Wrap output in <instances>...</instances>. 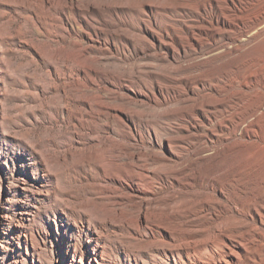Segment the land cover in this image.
I'll return each instance as SVG.
<instances>
[{"label":"rangeland","instance_id":"374dc122","mask_svg":"<svg viewBox=\"0 0 264 264\" xmlns=\"http://www.w3.org/2000/svg\"><path fill=\"white\" fill-rule=\"evenodd\" d=\"M251 1L0 0V264H223L226 250L221 245L216 250L197 241L196 233L208 226L205 220L165 214L161 201L153 207L156 214L148 210L144 218L142 200L132 199L117 181L137 180L130 175L127 145L148 146L144 153L149 162L163 166L162 155L153 149L166 131L150 115L167 118L184 107L180 121L209 120L211 136L225 139L228 149L217 154L210 150L213 159H201L188 169L194 177L163 187L162 194L174 192L179 211L191 188L203 194L219 178H233L248 191L264 186V158L252 163L251 170L237 168L236 146L227 139L252 103L243 96L258 92L264 97V39L235 57L206 58L211 43L207 35L213 31L209 21L232 17L234 4L246 16ZM165 29L190 30L202 41L204 37L203 48L176 53L177 44L174 50L163 46L158 54H138V47ZM229 31L216 33L214 46L234 45ZM242 35L236 43L245 39ZM185 58L201 63L179 67ZM135 69L138 76L129 78ZM171 73L204 82L185 106L180 105L184 91L168 78ZM228 95L231 99L218 103ZM207 102L203 117L194 116ZM171 119L165 122L180 123ZM260 128L264 136V119ZM178 150L176 155L183 154ZM259 153L264 157V145ZM210 175L217 180L214 185L208 183ZM251 222L248 218L244 226L253 239L249 256L229 264H264V250L258 251L264 230L256 231ZM192 238L195 248L189 246Z\"/></svg>","mask_w":264,"mask_h":264},{"label":"bare ground","instance_id":"6f19581e","mask_svg":"<svg viewBox=\"0 0 264 264\" xmlns=\"http://www.w3.org/2000/svg\"><path fill=\"white\" fill-rule=\"evenodd\" d=\"M158 4H161V3H158ZM177 6H179V5H177ZM234 6H235L234 9L231 10V11H233L232 17H224L222 15L221 17H215L209 21L210 25H211L210 27L213 28L212 29L213 31L211 32V34L207 35V37H208L207 43H209V41L211 43L209 44L210 48L208 50H206L207 51L206 52V55H207L206 58H210V59H216L217 58L218 59V58H230L233 56L235 57V56L247 53V51L248 52L250 50L252 51V49L254 47H251V45H254V44H255V46L257 44L259 45V43L262 42V40L264 39V0H259V1L258 0H252L250 2V8L248 7L249 9L247 10L248 14L247 13H246L247 15L245 14L246 16H244V13L242 12V11H244V10H242V9H244L242 6L237 7L236 4H234ZM254 7L257 9H254ZM214 25H218L217 27H219V28L216 29V27H215V29H214ZM203 28H204V26H203ZM226 28H229V30L231 31V33L227 34V35H233V39H231V42L234 45H232L231 47L220 46L217 48L216 47L217 45L214 46V42H212V39H215L216 33L221 34V32H222V34H223V30L225 31ZM200 29H202V28H200ZM205 30H206V28H205ZM208 31H210V30H208ZM182 34L183 33H180L174 29H170V30L165 29V30L161 31L160 34L157 36L151 35V36H153L151 41H149L147 45H143L141 47H138L137 52H138V54L148 56V55H150L151 51H153L154 53L161 52L163 50L162 49L163 46H170L174 50L175 48L173 45H177V44H179V45L177 46L178 49L175 51L176 53L180 52L181 50L195 52L198 49L203 48L202 43H204L203 42L204 37H203V41H202V39H201L202 37L201 38L197 37L195 35V33H193L190 30L186 31L185 34H183V35ZM199 34H197V35H199ZM242 34H246V36L244 35L245 39L243 38L242 41L238 40L239 42L236 43V39H238ZM220 38H222V37H220ZM227 41H229V40H227ZM200 63L201 62H199V61L197 62L196 58H191V59L185 58L179 63V67L191 69V68H194L196 66H199ZM202 63H204V62H202ZM118 74H120V73H118ZM138 74H139L138 70H136V69L131 70L130 74H129V78L133 79V78L137 77ZM171 74L174 75L173 73H171ZM172 75H170L171 77H168V78H170L173 83H178V84L180 83L182 90L184 91V92H182L184 94V96L181 94L183 96L182 101L180 102L178 100V102H180L181 106L182 105L185 106L187 104V102L190 101V97L188 98V96H190V94H192L194 89L198 87L201 80L195 79V78L191 79V77L189 75H186V74H185L186 76H183V77H181V76L178 77L175 75L172 76ZM170 79H169V81H170ZM172 82L170 81V83H172ZM201 83H204V82H201ZM174 85H176V84H174ZM171 86H173V85H171ZM251 93L255 96L253 97ZM251 93L245 94L243 96L242 100L248 101V99H249L250 101H252V103L249 104L248 107L245 108V112L241 116V118H242L241 121L230 128V135L227 136V139L228 140L232 139L233 144L236 146L235 150H237V153H236L237 156H234V158L236 159L235 162H236L237 168L243 169V168L247 167L248 170H251L250 166L252 163L263 161L262 158H264L263 156H260V153H259L260 147L264 145V136H262L261 135L262 132H260V130H262L260 127H262L263 119H264V97H263V95L261 96V94H259L258 92H251ZM141 98L142 97L140 95L135 96V100H141ZM229 99H231L230 95L223 96L221 98V100L218 101V103L223 104L226 101H228ZM194 100H195V98H194ZM141 102H139V104ZM147 103H149V102H147ZM203 103H205V102H203ZM193 105H195V104H193ZM197 106L200 107L198 104H197ZM206 106H209L208 102L206 103V105L201 106L200 109L198 108V110H195L194 113H197V114L194 116L203 117V114H204L203 108ZM149 107H152V106H149ZM186 107H188V105ZM151 109H154V108H151ZM192 109H193V107H192ZM192 109H190V110H192ZM156 111H157L156 112V114H157L158 110H156ZM163 111L164 110L160 111V113ZM182 111H186V108L179 107L178 109L172 111L171 113L169 112V114H171V115L167 116V118H165L164 115H160L159 113H158V115H154L155 113L152 115L149 114L150 118L154 119L157 123L162 125V127L164 128V129H162V128H160V129L166 131V133H165L166 137L163 139V141L159 140L161 138H158L159 142L158 141L156 142L157 143V150L155 149L156 152L153 149V153H157L158 156L162 155V160H163L162 165L163 166H160V165L156 166L154 164L155 162L154 163L152 161H151L152 163L149 162V159L151 157L148 159V157H146V155L144 153V152L149 150L148 146L145 145L146 146L145 147L143 145L141 148L138 147L139 149L134 146L136 148L135 149V148L131 147L132 145L129 146V145H127L128 143L125 142L126 143V144L124 143L125 146L126 145L128 146V147H126V148H128L127 151H129L128 154L126 155V158H127V160H129V162H131V165L133 167V170L131 172L132 174H130V175L135 176L134 178H136L137 180L133 181V180L124 179V180L117 181L116 178H115V180L118 182V186H120L122 189L126 190L128 195H130V197L132 199H134V198L138 199L139 198L140 200H142V202L144 203V206H145L144 207V214L142 213L144 218H146L145 212L148 210H151L150 213L154 214V212H155V214H156L157 210L154 209L155 208L154 206L156 203L161 201L162 205L164 206L165 214H169V215L173 214V215H175V216L177 215L179 217L180 216H182V217L187 216V218H191V219L193 217L194 220H195V218L196 219L198 218L200 220H205L203 222L207 223L208 226L205 227L204 229L202 228L199 231V233L198 234L196 233V235H195V236H197L198 243H203L202 245L209 244L211 247H214V249H216V250L219 249L220 247L225 249L226 251H224V253L226 254V256H224L223 264H229L230 261L235 262V263L239 262L243 257L247 258L249 256V254L251 252V248H252V247L250 248V246H252V244H253V242H252L253 239H251V237H250V235H251L249 232L250 230L247 231V229L244 228L245 224H248V218H250V220L252 221L251 223H253V227L256 229V231L258 230L257 228H259V227H261V229L264 230V186H260V188L257 190L248 191L247 187L243 183L242 184L235 183V180L232 177H231L232 179H229L226 177H224L223 179L219 178L220 180L217 182V185H216V183H215L216 186L210 185L212 188L209 186L210 187L209 190L205 191V193H203V194L199 190H194L193 188H191L192 192H189V191L187 192V194H188L187 196L184 193L185 194L184 196H186V198L184 197V200H182V201L179 200L180 201L179 205L181 208V210H180L181 212H180L178 209L179 207H176V205H175L177 203L178 199L174 195V192H173V195H170V196L162 194L163 187L165 185H169V186L171 185L172 186L173 182L179 183V182L183 181V184H184V179H186L187 177H188V179H190L189 177H194L195 173H188V169L190 170V168L201 159H209V160L213 159L214 155L208 154L210 150H214L215 154H217V153H220L221 150H223V149H226V148L228 149L227 141L225 139H221V140L217 141L219 139V136L218 137H212L211 136L210 133L214 130V128L212 127V124L209 120H206L203 123H201L199 120H197V123L194 120H193V123L192 122L186 123L185 121L182 122L180 120L183 118L179 119L180 116H179V118L177 117ZM134 114H136V113H134ZM167 114H168V112H167ZM189 116H190V114H189ZM169 117L176 118L175 120L179 121L180 123L174 124L173 123L174 119H171ZM188 117H187V119H188ZM168 118L173 121V122L171 121L173 124H169L170 122L169 123L165 122V121H169ZM206 122H208V123H206ZM209 123H210V125H209ZM215 127H217V126L215 125ZM201 132H203V133H201ZM200 133L203 134L202 135L203 138L201 136L200 140H198L197 142H194L193 140H196V138H198ZM156 140H157V138H156ZM137 145H138V143H137ZM175 148L179 149L178 150L179 153H183V154L178 155V153H177V155H176V153H174ZM122 151H124V149ZM228 151L231 152V148ZM248 151H250V153H251V155H249V157H247V154H245V152L248 153ZM111 153H112V151H111ZM150 153L149 154L152 156V150L150 151ZM226 153H227V151H226ZM157 154L156 155L153 154V156L154 155L157 156ZM111 156H113V155H111ZM147 156H149V155H147ZM236 157H238L240 159H237ZM225 158H227L226 155H225ZM134 161L140 162V164L135 165ZM226 162H228V161H226ZM221 163H222V161H220V164ZM223 163H224L223 165H225V161ZM138 165H139L140 171H138L139 170L137 167ZM228 165L229 164H227L226 167L224 166V168H227ZM217 166H216V168H217ZM160 168H164L165 171H162V169L160 170ZM212 168H215V167L213 166ZM207 171H208V169H207ZM222 172H224V171H222ZM200 175L202 177V174H200ZM225 175H227V174H225ZM217 179H218V177H217ZM197 180H199V179L197 178ZM200 180H201V178H200ZM202 180H205V179H202ZM207 180H208L209 184H213L214 180H216V179L210 175L207 178ZM207 180H205V181H207ZM247 180L248 179H245L244 182H246ZM146 181L148 182V184H146ZM203 183H204V181H203ZM205 183H207V182H205ZM208 183H207V185H208ZM191 186L192 185H190L189 187H191ZM195 186H197V185H195ZM116 189H117V187H116ZM185 192H186V190H185ZM214 193L217 194L216 197H215V195H213ZM131 200H130V203H131ZM142 208H143V206H142ZM162 208H161V210H163ZM156 209H157V207H156ZM160 215H161V213H160ZM165 217H167V215ZM168 218H170V216ZM168 218H167V220H169ZM173 218H174V216H173ZM175 219L178 220L179 218H175ZM180 219H182V218H180ZM184 219L185 218H183V221H185ZM170 226H171V224H170ZM176 228H177V226H176ZM189 228H190V226H189ZM192 239H193L192 240L193 242H191V244L189 246H192L193 244H195L194 238H192ZM226 240H228V243H226ZM258 243H259L258 251L260 252V251L264 250V234H260V238H259ZM197 246H199V245H197ZM210 246H209V248H210ZM185 247H187V246H185ZM192 247L195 248L196 246L195 247L192 246ZM173 249H175V248H173ZM190 249H192V248L190 247ZM199 252L200 251H197V253H198L197 255H199ZM173 253H175V252L173 251ZM255 254H256V252H255ZM257 254H258V252H257ZM188 255L190 257L189 253H188ZM189 257H187V258H189ZM177 258L180 261H182L178 256H177ZM182 264H184V263L182 262Z\"/></svg>","mask_w":264,"mask_h":264}]
</instances>
